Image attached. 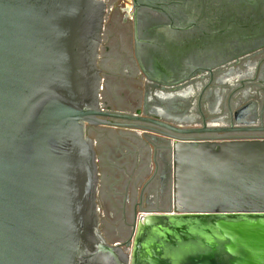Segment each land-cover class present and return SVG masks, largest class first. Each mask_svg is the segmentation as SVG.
I'll use <instances>...</instances> for the list:
<instances>
[{"label":"water","instance_id":"obj_1","mask_svg":"<svg viewBox=\"0 0 264 264\" xmlns=\"http://www.w3.org/2000/svg\"><path fill=\"white\" fill-rule=\"evenodd\" d=\"M105 13L103 0H0V264H264V139L168 135L171 209L141 212L124 242L102 234L87 126L239 130L104 110Z\"/></svg>","mask_w":264,"mask_h":264},{"label":"flooded vegetation","instance_id":"obj_2","mask_svg":"<svg viewBox=\"0 0 264 264\" xmlns=\"http://www.w3.org/2000/svg\"><path fill=\"white\" fill-rule=\"evenodd\" d=\"M103 1L97 61L101 91L105 76L142 79L132 111L104 110L127 115L138 110L139 116L184 129H239L179 134L148 122L114 120L158 130L141 135L153 167L134 207L165 211L161 207L171 177L168 135L201 141L264 139L259 129L264 128V0ZM118 54L123 60H113ZM88 127L93 126L86 133ZM115 153L142 156L118 147Z\"/></svg>","mask_w":264,"mask_h":264},{"label":"rangeland","instance_id":"obj_3","mask_svg":"<svg viewBox=\"0 0 264 264\" xmlns=\"http://www.w3.org/2000/svg\"><path fill=\"white\" fill-rule=\"evenodd\" d=\"M120 56L118 54L112 58L121 61ZM116 63L112 66H116ZM124 63L126 61H122V65ZM141 90L142 79H137L136 75L117 79L105 76L101 103L111 110L132 111L140 99L138 92ZM87 134L96 141L95 150L100 173L97 203L101 232L109 243L124 242L132 234L136 217L141 212L151 211L144 205L141 209L135 210L134 207L138 202L140 190L152 171L150 146L144 142L141 137L143 132L140 130L95 126L88 127ZM115 147L135 154L138 151L143 157L138 160L127 153L117 155ZM165 196L166 201L161 209L168 211L171 209V177Z\"/></svg>","mask_w":264,"mask_h":264},{"label":"crops","instance_id":"obj_4","mask_svg":"<svg viewBox=\"0 0 264 264\" xmlns=\"http://www.w3.org/2000/svg\"><path fill=\"white\" fill-rule=\"evenodd\" d=\"M99 192V191H98Z\"/></svg>","mask_w":264,"mask_h":264}]
</instances>
